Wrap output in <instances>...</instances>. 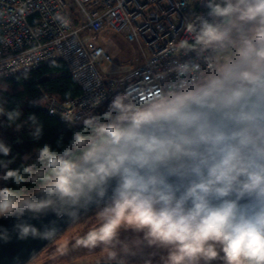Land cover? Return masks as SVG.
Listing matches in <instances>:
<instances>
[{"label": "clouds", "instance_id": "obj_1", "mask_svg": "<svg viewBox=\"0 0 264 264\" xmlns=\"http://www.w3.org/2000/svg\"><path fill=\"white\" fill-rule=\"evenodd\" d=\"M207 7L193 45L202 59L178 61L143 98L113 97L59 151L44 145L30 173L6 171V179L31 184L0 188V219H16L18 239L50 240L56 221H32L96 206L101 223L113 226L108 240L121 230L142 234L147 247L168 249L167 264L218 256L223 264H264V0ZM32 103L46 106L43 97ZM0 116L11 126L22 111L0 105ZM27 124L39 140L35 114ZM10 153L0 139V156Z\"/></svg>", "mask_w": 264, "mask_h": 264}, {"label": "built area", "instance_id": "obj_2", "mask_svg": "<svg viewBox=\"0 0 264 264\" xmlns=\"http://www.w3.org/2000/svg\"><path fill=\"white\" fill-rule=\"evenodd\" d=\"M207 14V0H0V77L62 60L80 93L47 96L44 108L76 123L117 95L159 91L162 74L171 75L178 61L202 59L193 45ZM105 32L135 43L140 63L115 61L102 41Z\"/></svg>", "mask_w": 264, "mask_h": 264}, {"label": "trees", "instance_id": "obj_3", "mask_svg": "<svg viewBox=\"0 0 264 264\" xmlns=\"http://www.w3.org/2000/svg\"><path fill=\"white\" fill-rule=\"evenodd\" d=\"M72 14L74 16L73 11ZM72 22L75 24L77 18L72 17ZM79 93L80 89L60 59L42 63L22 73L0 77V105H3L6 112L14 109L22 111L20 119L11 126L6 116H0V139L11 146L9 156H0V165H6V168L0 167V188L8 187L14 191H23L31 187L27 179L23 184L6 179V171L16 170L22 175L30 173L40 164L37 153L44 145L47 144L51 149L59 151L69 143L75 131H84L79 128L82 121H77L75 126L69 125L57 116L47 114L44 106H36L32 102L47 96L66 100ZM104 103L105 108L91 116L104 114L110 100ZM30 114H35L43 124V135L39 140L32 139L29 133L27 120ZM19 124L23 127L17 130Z\"/></svg>", "mask_w": 264, "mask_h": 264}, {"label": "rangeland", "instance_id": "obj_4", "mask_svg": "<svg viewBox=\"0 0 264 264\" xmlns=\"http://www.w3.org/2000/svg\"><path fill=\"white\" fill-rule=\"evenodd\" d=\"M102 41L104 44L108 43L111 45L113 51L112 57L117 62H126L130 60L131 65H135L134 63L137 61L138 57L141 56L140 49L135 43L131 46L124 42L119 36L111 32H105L102 34ZM104 64L105 62H102L100 66H103ZM104 108L105 103H102L92 110V112L86 117H89L94 114V112L100 111ZM82 120L83 119L80 121ZM97 210L98 209L95 208L71 223L26 264H92L103 261H122L129 263L134 260H148L146 257V253L148 252L152 254L148 255L149 258L153 257L156 263H161V261L164 260L163 257L168 256L167 248H158L155 246L147 247V242L142 239V234H136L130 230H121L119 239L108 240L106 238L101 242L100 237L104 234L102 233L95 236V241L91 238L87 239L73 247L72 250H64V254L63 252L60 254L58 250L62 248L63 243L69 240L78 239L79 237L97 229L107 227V225L101 223L100 218L96 215ZM217 251H220L219 247L217 248ZM113 253H118L119 255L114 258ZM219 258L220 256L212 261L211 264H223V260ZM193 261L194 260L192 259L191 261H188L187 264H205L204 259L199 257L195 262Z\"/></svg>", "mask_w": 264, "mask_h": 264}, {"label": "water", "instance_id": "obj_5", "mask_svg": "<svg viewBox=\"0 0 264 264\" xmlns=\"http://www.w3.org/2000/svg\"><path fill=\"white\" fill-rule=\"evenodd\" d=\"M97 208L96 206L83 209L80 213L65 216L63 218H57L53 215L42 217L40 220L32 221V223L40 224L47 223L55 220L59 228L57 237L62 231H64L71 223L78 220L85 213ZM16 224L15 218L0 219V233L6 232V239H0V264H26L34 256L37 255L45 246H47L54 238L50 240H33L31 238L26 240L18 239L14 225ZM103 229L92 231L83 236L79 241H85L92 236H97L103 233ZM92 264H125L119 261H104L95 262Z\"/></svg>", "mask_w": 264, "mask_h": 264}, {"label": "flooded vegetation", "instance_id": "obj_6", "mask_svg": "<svg viewBox=\"0 0 264 264\" xmlns=\"http://www.w3.org/2000/svg\"><path fill=\"white\" fill-rule=\"evenodd\" d=\"M102 229V228H101ZM97 230H99V229H97ZM86 235V234H85ZM85 235H83V236H85ZM83 236H81V237H79L78 239H75V240H69V241H67V242H65V243H63V246H62V248H60L59 250H58V252L61 254L62 252H63V254H64V250H68V251H70V250H72V248L73 247H75L76 245H79V243H81V241H79ZM83 242V241H82ZM148 255H152L151 253H146V257L148 258V260H146V261H138V260H134V261H130L129 263L128 262H123V263H125V264H167V256L166 257H163L164 258V260H162L161 261V263H156L155 261H154V258L153 257H150L149 258V256ZM198 257H194L193 258V262H195L196 261V259H197ZM219 259H221V258H219ZM104 262V261H103ZM119 262H122V261H119ZM188 263V261H185L184 262V264H187ZM190 263V262H189Z\"/></svg>", "mask_w": 264, "mask_h": 264}, {"label": "snow or ice", "instance_id": "obj_7", "mask_svg": "<svg viewBox=\"0 0 264 264\" xmlns=\"http://www.w3.org/2000/svg\"><path fill=\"white\" fill-rule=\"evenodd\" d=\"M112 227H113L112 225H109L106 228H104V230H103V233L104 234H103V236L100 237V239L103 240V239L108 238L111 235ZM91 239L93 241H95L96 237L95 236H92Z\"/></svg>", "mask_w": 264, "mask_h": 264}, {"label": "crops", "instance_id": "obj_8", "mask_svg": "<svg viewBox=\"0 0 264 264\" xmlns=\"http://www.w3.org/2000/svg\"><path fill=\"white\" fill-rule=\"evenodd\" d=\"M106 45L109 46V47L111 48V51H112V47H111V45L108 44V43H107ZM131 46H132V45H131ZM111 53H113V51H112ZM140 61H141V57L139 56L138 59H137V61H136L134 64L137 65V64L140 63Z\"/></svg>", "mask_w": 264, "mask_h": 264}, {"label": "bare ground", "instance_id": "obj_9", "mask_svg": "<svg viewBox=\"0 0 264 264\" xmlns=\"http://www.w3.org/2000/svg\"><path fill=\"white\" fill-rule=\"evenodd\" d=\"M92 112V111H91Z\"/></svg>", "mask_w": 264, "mask_h": 264}]
</instances>
